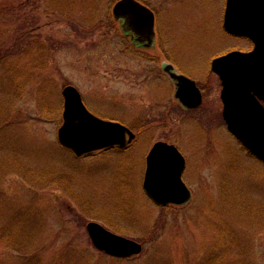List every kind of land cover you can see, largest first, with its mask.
I'll list each match as a JSON object with an SVG mask.
<instances>
[{
	"label": "rangeland",
	"instance_id": "374dc122",
	"mask_svg": "<svg viewBox=\"0 0 264 264\" xmlns=\"http://www.w3.org/2000/svg\"><path fill=\"white\" fill-rule=\"evenodd\" d=\"M115 1L0 0V264H264V163L228 132L221 103L208 115L165 116L173 85L163 81L154 101L145 90L159 50L126 48L112 24ZM149 1L154 10L158 0ZM225 1L176 0L159 42L161 60L176 57L217 100L212 61L250 49L224 30ZM67 85L102 117L143 120L132 147L83 158L63 148ZM100 93L129 95L130 102ZM137 110L142 114L131 117ZM158 140L176 144L186 158L183 179L193 196L185 206L156 205L143 189ZM91 221L143 251L130 258L101 253L87 231Z\"/></svg>",
	"mask_w": 264,
	"mask_h": 264
},
{
	"label": "water",
	"instance_id": "95a60500",
	"mask_svg": "<svg viewBox=\"0 0 264 264\" xmlns=\"http://www.w3.org/2000/svg\"><path fill=\"white\" fill-rule=\"evenodd\" d=\"M113 14L117 20L129 18L139 27L154 30V14L136 0H120ZM225 28L231 34L250 39L254 49L233 51L212 63L213 71L223 83V116L228 130L264 162V107L261 104L264 101V0H228ZM172 76L177 80L176 97L183 105L189 107L193 97L199 100L200 91L195 82L185 76ZM63 96V124L58 130V139L76 156L114 145L123 147L127 143L126 134H130L128 142L133 140L134 135L125 126L90 113L73 86H67ZM147 160L143 186L151 200L163 206L187 204L191 192L182 181L185 160L181 153L160 142ZM87 231L96 249L112 257L130 258L143 251L141 243L115 234L99 223H88Z\"/></svg>",
	"mask_w": 264,
	"mask_h": 264
},
{
	"label": "flooded vegetation",
	"instance_id": "af4514ba",
	"mask_svg": "<svg viewBox=\"0 0 264 264\" xmlns=\"http://www.w3.org/2000/svg\"><path fill=\"white\" fill-rule=\"evenodd\" d=\"M119 1L120 0H116L115 3L113 4V7H112V17H113L112 24L113 25H115L116 23L119 24L120 30L123 33V35L126 39V42H127L126 48L130 51V46H131L134 51L139 52V53H143V52H145V50H151V49H155V48H157L159 50V53L153 55L154 59L158 60V61L151 62L150 63L151 66L148 68V72H147L148 78H147L145 90L148 92V97L151 98L152 101H154V98L158 97L157 99H159L161 97V95L163 93V89L160 88L159 85H161L163 81L165 82V84L169 83L170 85H173V92H172V97H171L172 100H170L169 105L166 106L169 108L166 109V107H165V109H164L165 116L166 117H174L177 115L179 110H181L187 114L198 113L199 115L201 114V116L208 115L209 113H211L213 105L218 106L220 103L222 105V116H223V107L224 106H223V103L221 100V94H220V100L213 98V96H209V94H207L203 85H200V83L197 79H194L192 76L188 75L186 73V71H184L178 65L179 63L177 62L176 57L167 56V57H165L164 60H161V53H162L161 49L162 48L160 47L159 42L163 39V36H164L163 31L166 30V28L168 29V26L166 24L161 23V22L163 21L162 18L164 17L165 13L167 11H169L170 7H172L173 3L176 0H172V1L170 0L168 3H166V5L163 4V2H165V0L164 1L158 0L156 2V6L153 5L155 7L154 10H152L150 8L151 2L149 0H136L137 2H139L140 4H142L143 6L148 8L154 14V30H149V29L146 30V27H139L137 25L136 21L133 22L129 18H123V19H119V20L115 19L114 14H113V9H114V6ZM147 1H149L150 3L148 4ZM226 2H227V0L225 1L224 10H223V18H222L223 28H224V16H225V10H226ZM151 5H152V3H151ZM129 12H130V10H128L127 13H129ZM169 29H170V31H172V27ZM224 30H225V28H224ZM228 35H230L232 37H236V36L231 35V34H228ZM252 48H253V43L250 42V49H248V50H251ZM170 53L172 55H174L172 51H170ZM210 69H211V67H210ZM212 73L214 75H216L213 71H212ZM173 74L185 76V77L193 80L196 83V86L198 87L200 94H201V98H202L201 103L195 104V100L193 98V102H192V104H190L191 107L190 106L187 107V106L181 104V102L176 97L177 80L173 78V76H172ZM220 83H221V81H220ZM154 86L156 87V89H155V91H152L151 88ZM221 87H222V85H221ZM111 91H112V89L110 87H108V92H111ZM220 92H221V90H220ZM101 95L107 96L110 99L114 98L116 100H122V101L124 100L127 103L130 102L129 98H128L129 95H126L125 96L126 98H124V99L119 98L117 96L118 94H115L116 96H112V94H107V93L101 94ZM82 100H83V98H82ZM83 102H84V100H83ZM84 104H85V102H84ZM192 105H194V106H192ZM85 106H86V104H85ZM88 110L100 118L119 122V123L123 124L124 126L127 127V129H129L131 134L134 135V139L130 143H127L125 147L114 146V147H110L108 149H104L102 151L96 152L93 155H97V154L101 155V154H105L107 152L113 153L116 151H120V152L127 151L138 140L139 134L143 132L144 125H143V120H141V119H136L137 122L135 125H129V121L127 124L121 122V120H119V118H121V117L105 118V117H102V116L94 113L89 108H88ZM137 114H142V113L140 110H137V112L135 111L131 117L134 116L137 118L138 117V116H136ZM127 139H129L128 134H127ZM157 142H163V143H167L169 145H175L178 148V146L176 144H174L168 140H158ZM157 142H155V143H157ZM154 144H153V146H154ZM151 148H150V150H151ZM121 160L123 163H128V159L121 158ZM169 207L177 208V206H173V205L169 206Z\"/></svg>",
	"mask_w": 264,
	"mask_h": 264
},
{
	"label": "trees",
	"instance_id": "16d2710c",
	"mask_svg": "<svg viewBox=\"0 0 264 264\" xmlns=\"http://www.w3.org/2000/svg\"><path fill=\"white\" fill-rule=\"evenodd\" d=\"M212 264H217V262H213Z\"/></svg>",
	"mask_w": 264,
	"mask_h": 264
}]
</instances>
